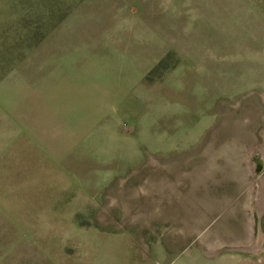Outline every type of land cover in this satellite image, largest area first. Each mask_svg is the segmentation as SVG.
<instances>
[{
    "label": "rangeland",
    "instance_id": "374dc122",
    "mask_svg": "<svg viewBox=\"0 0 264 264\" xmlns=\"http://www.w3.org/2000/svg\"><path fill=\"white\" fill-rule=\"evenodd\" d=\"M263 194L264 0H0V264L257 240Z\"/></svg>",
    "mask_w": 264,
    "mask_h": 264
},
{
    "label": "crops",
    "instance_id": "0c3cea01",
    "mask_svg": "<svg viewBox=\"0 0 264 264\" xmlns=\"http://www.w3.org/2000/svg\"><path fill=\"white\" fill-rule=\"evenodd\" d=\"M246 44L250 45V37ZM31 135L35 137L34 133ZM35 140L41 144L40 139ZM260 206L259 214H264V194ZM258 231L256 240L254 227H248L245 241L238 238L222 240L216 231H206L197 240H191L178 255L165 256L164 260L166 264H264V233L261 227Z\"/></svg>",
    "mask_w": 264,
    "mask_h": 264
}]
</instances>
